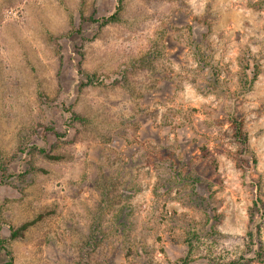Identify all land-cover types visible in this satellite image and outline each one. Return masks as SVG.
Returning <instances> with one entry per match:
<instances>
[{
	"label": "rangeland",
	"instance_id": "obj_1",
	"mask_svg": "<svg viewBox=\"0 0 264 264\" xmlns=\"http://www.w3.org/2000/svg\"><path fill=\"white\" fill-rule=\"evenodd\" d=\"M255 202L264 0H0L13 264H264Z\"/></svg>",
	"mask_w": 264,
	"mask_h": 264
},
{
	"label": "trees",
	"instance_id": "obj_2",
	"mask_svg": "<svg viewBox=\"0 0 264 264\" xmlns=\"http://www.w3.org/2000/svg\"><path fill=\"white\" fill-rule=\"evenodd\" d=\"M119 4L122 2V0H118ZM119 10V9H118ZM117 11L115 13H113L112 15H110L109 17L106 18V20H110V21H114L117 18ZM94 75H90L88 77V82L93 83L94 82ZM68 112H72V117L75 120H80L82 119L81 116H79L78 114H76L74 111H72L71 109L68 110ZM236 137H238L239 139H243L244 141L247 140L246 137H242V132H243V126H242V122H236ZM48 131L53 132L56 136H61L62 132H57L54 126H51L50 128H48ZM63 135L66 133H62ZM40 152H42L43 154H45L46 157L51 158V159H56L59 156L57 155H53L50 153V151L45 150L44 148H40L39 149ZM255 206L257 207V211L258 212H262V214L264 215V205L263 204H259L258 202H255ZM38 219H34L31 221H27L25 223H23L21 226H19L18 228H11V232H10V238L15 239V238H19L21 236H23L25 230H27L30 226H32ZM257 256L258 257H262L264 256L263 251L257 252ZM0 258H2L4 261L2 264H13L14 263V255H13V251L10 248V246L8 245V240L4 239L1 237L0 235ZM250 260H253L252 258L249 259H244V257H238L236 259H234L232 262L227 263V264H240L242 262L248 263Z\"/></svg>",
	"mask_w": 264,
	"mask_h": 264
}]
</instances>
